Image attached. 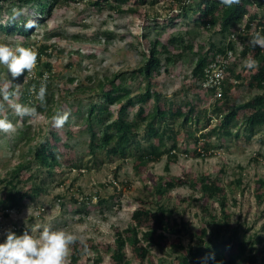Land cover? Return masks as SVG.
Returning <instances> with one entry per match:
<instances>
[{"label": "rangeland", "instance_id": "obj_1", "mask_svg": "<svg viewBox=\"0 0 264 264\" xmlns=\"http://www.w3.org/2000/svg\"><path fill=\"white\" fill-rule=\"evenodd\" d=\"M90 1L71 0L56 7L48 15L46 23L38 24L37 30L32 28L28 36L0 30V43L13 48L23 46L22 44L27 42L36 46L42 43L52 45V56L49 60L57 72L53 88L55 97L53 108L56 107V113L70 112L65 126L56 129L52 126V117L56 113L43 112L36 119L25 117L22 120L15 115L10 105L22 104L19 90L9 101L0 99V104L4 105L0 117L6 116L16 127L15 133L0 132V198L6 186L2 179L7 178L10 171L25 160H29V168L24 169V179L18 186H32L37 182L45 186L35 199H24L12 208L0 203V243L5 241L8 230L18 236L25 231L38 236L45 226L52 230H65L83 241L91 239L95 242L112 243L114 228L127 227L131 221L132 211L139 206L140 199L149 197L145 182L150 185L151 180L144 176L147 174H155L158 177L180 176L185 170L190 171L193 177L202 172L219 176L228 190V210L233 213L234 224L246 229L247 236L262 233L264 200L261 203L257 201L255 187L257 179L264 178V126L257 129L249 138L248 130L242 123L243 117L239 115L235 121L238 125L231 128L233 130L231 136L218 132L208 138V145H204L202 133L219 124V120L214 114V96L197 87L198 80L193 75V70L201 47L202 51L207 50L210 43H218L222 35L204 29L198 32L194 22H188L181 16L174 18L173 14L177 12L179 5L172 3L171 0L156 3L149 0L148 3L137 7L149 13L152 37L160 38L173 53H182L178 56V61L169 66L170 72H164L157 79L156 88L174 104L175 110L180 105L184 106L186 100L198 108L190 126L200 139L196 142L194 137H189L185 133L183 130L185 126L181 125L180 121L176 122L173 126L181 131L178 158L170 163L169 169H166L168 157L164 154L160 160L149 162L146 169L139 173L136 172L132 157L108 156L105 151H100L96 155L89 152L90 133L86 131L83 112L86 111L87 95L90 91L77 90V87L84 85L85 88L96 89L99 81L114 72L132 71L137 68L144 51L141 36L146 21L145 17L136 13H121L107 7L98 8L91 5ZM15 12L20 13L15 19L18 21L39 16V11L35 7H25L22 12ZM9 21L6 19L7 23ZM243 27L244 22L235 28L237 55L242 50L238 36L243 34ZM186 30H190L192 35L185 36L182 46L192 43L193 49H184L181 45L178 46L179 42L170 41L172 36L184 34ZM43 58L46 59L48 56ZM238 61L235 69L240 71L244 59L239 58ZM1 67L3 68L0 73V84L15 81L10 72L4 66ZM70 78H73V81ZM229 80L234 82L229 94L230 105L246 102L260 93L258 89L251 88L246 83L235 82L236 78L233 75ZM17 84V89L22 88L19 81ZM143 84L142 77L131 81L133 93L138 92ZM153 104V100L149 101L146 108L150 110ZM25 105L31 106V102ZM137 107L138 105L132 108L131 112ZM227 108L223 107L224 112ZM204 110L208 111L207 114ZM196 116L201 118L199 123L194 120ZM207 116H211L212 120L207 128H204V118ZM95 127L98 128L99 124L96 123ZM21 130H26L22 138L19 137ZM51 130H55L66 143L59 145L63 167L55 170L53 176L42 169L34 158L30 159L29 153V146L41 141L45 135H50ZM67 131H70L71 135ZM237 133L240 135L237 136ZM144 137L143 129L141 138ZM26 138H31V142L28 143ZM170 144L169 141L168 145ZM200 151L204 152L205 156L198 155ZM71 162L77 164L71 165ZM236 177L242 178L240 186L233 183ZM170 193L171 197L164 200L175 208L174 217L178 220L182 217L191 221L194 229L204 225L208 215L202 210L201 203L196 200L200 195L198 189L183 184L172 189ZM100 199H104L105 202L101 203ZM214 205L216 212L219 213V204L216 202ZM170 237H175V234H170ZM183 242L187 245L190 242L189 236L183 235ZM126 252L131 260L130 264H152L147 259L141 263L134 258L129 246L126 247ZM92 254L93 251L83 254L75 264H95L93 260L88 259ZM152 254L155 263L164 256L172 259V255H167L157 247L152 249ZM102 255L101 264H109V253L102 251ZM258 264H261L260 259Z\"/></svg>", "mask_w": 264, "mask_h": 264}, {"label": "trees", "instance_id": "obj_2", "mask_svg": "<svg viewBox=\"0 0 264 264\" xmlns=\"http://www.w3.org/2000/svg\"><path fill=\"white\" fill-rule=\"evenodd\" d=\"M70 1L0 0V30L28 36L31 29L26 31L21 26L24 21L13 20L14 10L22 12L25 7H35L39 11V16L34 19L38 24H44L48 15L56 7ZM148 1H90L91 5L98 8L107 7L121 13L132 12L145 17L144 32L141 36L144 51H142L141 62L134 70L116 71L99 81L96 89L85 88L84 85L77 87V90L90 91L87 95L86 111L83 112L86 131L90 133L89 152L96 155L100 151H105L108 156L132 157L137 173L146 169L149 162L160 160L164 154L168 157L166 169H169L170 163L178 158L181 131L173 126L176 122L180 121V124L185 126L183 129L185 133L189 137H194L196 142L200 139V136H197L190 126L198 108L191 101L186 100L183 104L186 109L180 105L175 110L174 104L169 102L156 88L157 79L164 72H170L169 66L177 62L178 56H181L182 53H173L160 38L152 37V24L149 21L151 17L149 13L141 11L137 7L148 3ZM150 1L156 3L161 0ZM171 2L179 5L177 12L173 14L174 18L181 16L188 22H194L198 32L200 29H204L222 35V39L218 43L211 42L210 47L205 51H202L201 47L197 54L193 75L198 80V88L214 96L215 89H207L202 84L204 68L218 54H227L229 50H233L235 53L226 68L222 96H214V114L217 115L219 124L202 133L204 145H208V138L218 132L231 136L233 134L231 128L238 125L235 121L239 115H242V123L248 130L247 137L251 138L257 129L264 126V49L259 47L253 49L249 44V40L256 33L264 35V0H240V3L230 7L220 4L219 0H171ZM6 19L10 21L7 23ZM4 22L6 24H3ZM243 22V34L238 36L242 50L237 55L236 39L233 37H237L235 28ZM186 35L191 36L192 32L186 30L184 34L172 36L170 41L179 42L178 46L181 45L184 49H193L192 43L182 46ZM22 45L38 51L37 66L31 78L26 70L21 76L15 78V81L11 83L12 90L14 92L19 90L22 104H27L30 101L31 106L37 107L39 113L54 114L56 107L53 108L55 102L53 88L57 72L49 60V57L52 56V45L42 43L36 46L28 42ZM182 52L184 51L182 50ZM44 56H48V58L44 59ZM250 56L257 61L258 67L248 70L243 66L240 71H237L235 68L239 64L238 59L245 60ZM1 66L0 73L3 68ZM231 75L235 76V82L246 83L249 87L258 89L260 93L246 102L230 105L229 94L232 85H234V82L229 80ZM43 77H46L47 83V103L46 107L41 108L40 101L32 90L35 88L38 92ZM141 77L144 84L138 92L133 93L130 82ZM70 80L73 81V78ZM17 81L21 83L22 88L17 89ZM151 100L154 101V104L148 110L146 104ZM136 105H138L137 109L131 112V109ZM223 107H228L225 112ZM199 111L202 110L199 109ZM204 112L207 114L208 111L204 110ZM211 116L204 118V128H207L211 122ZM194 120L199 123L201 118L196 116ZM96 123L99 124L98 128L95 127ZM143 129L145 137L142 139L141 131ZM25 131L21 130L20 138L24 137ZM67 132L71 135L70 131ZM26 140L28 143L31 142V138H26ZM169 141L171 142L170 146L168 145ZM61 143L66 145L65 141H62V137L55 130H51L50 135H45L41 141L29 146L30 159L34 158L42 169L53 176L55 170L63 167L62 152L59 149ZM198 155L205 156V153L200 151ZM28 161L19 162L10 171L8 177L2 179L3 182H6V186L2 190L0 203L5 207L12 208L24 199H35L45 188L41 182L32 186H18L19 182L24 179V169L29 168L30 162ZM76 164V162H71V165ZM71 167L73 168V166ZM144 178L151 180L150 185L145 182L149 197L140 199L139 206L132 211L131 221L127 227L114 228L112 243L95 242L91 239L83 241L77 238V242L72 246L70 264L78 262L81 256L89 251H93L94 254L89 255L88 259L93 260L95 264H101L102 251L109 253V264H130L131 260L126 252L127 246L130 247L133 257L141 263L147 259L152 264H237L238 262L258 264L260 259L261 264H264V231L247 236L246 229H241L239 225L234 224L233 213L228 210V190L219 176L202 172L193 177L190 171L185 170L180 176L158 177L155 174H147ZM233 183L240 186L242 178L236 177ZM183 184H189L193 189L200 191L196 200L201 203L202 210L208 215L204 220V225L196 229L192 227L191 221L182 217L178 220L174 217L175 208L164 200L171 197L172 189ZM255 196L259 203L264 200V178L262 177L257 179ZM209 201H211L210 204ZM100 202L104 203L105 201L100 199ZM216 202L219 204V213L216 212L214 205ZM170 234H175V237L171 238ZM183 235L189 236L190 242L187 245L183 242ZM81 241L84 244H81ZM154 247L164 251L167 255H172V259H167L164 256L155 263L152 254Z\"/></svg>", "mask_w": 264, "mask_h": 264}, {"label": "clouds", "instance_id": "obj_3", "mask_svg": "<svg viewBox=\"0 0 264 264\" xmlns=\"http://www.w3.org/2000/svg\"><path fill=\"white\" fill-rule=\"evenodd\" d=\"M224 6H232L240 3V0H219ZM13 20L17 19L20 13L14 10ZM24 29L35 28L37 30L38 23L35 19H28L22 22ZM235 39V36L233 37ZM250 46L255 49L257 47L264 49V35L256 33L250 40ZM39 53L37 50L24 47L12 46L0 43V65H3L8 72L11 73L13 79L21 76L25 70L28 75L34 73L37 66ZM244 68L253 70L258 67L257 61L251 56L243 61ZM27 79V77H26ZM213 81H209L205 86H209ZM40 101V107H46L47 83L46 77L41 80L38 92L32 90ZM15 95L12 90L11 82H5L0 86V99L9 101ZM15 115L21 120L25 117L36 119L39 117L37 107L25 104L15 103L10 105ZM4 105L0 104V111ZM70 112L57 111L52 117V126L56 129H62L68 122ZM15 125L7 119L6 116L0 117V132L10 134L15 133ZM77 242V237L65 230H52L50 227H43L38 236H33L25 231L22 235H16L11 230L7 231L6 239L0 243V264H70L69 257L72 252V246ZM84 244L83 241L80 242ZM87 246L85 245V248Z\"/></svg>", "mask_w": 264, "mask_h": 264}, {"label": "built area", "instance_id": "obj_4", "mask_svg": "<svg viewBox=\"0 0 264 264\" xmlns=\"http://www.w3.org/2000/svg\"><path fill=\"white\" fill-rule=\"evenodd\" d=\"M234 51L229 50L227 54H218L211 59L204 68L202 84L205 88L215 89L214 96L220 97L223 93V83L226 77V68L234 57ZM209 81L213 83L205 86Z\"/></svg>", "mask_w": 264, "mask_h": 264}]
</instances>
